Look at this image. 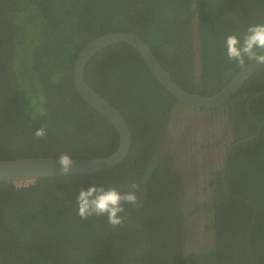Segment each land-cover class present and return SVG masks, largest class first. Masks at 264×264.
Instances as JSON below:
<instances>
[{"label":"trees","instance_id":"1","mask_svg":"<svg viewBox=\"0 0 264 264\" xmlns=\"http://www.w3.org/2000/svg\"><path fill=\"white\" fill-rule=\"evenodd\" d=\"M254 24H264V0H0V158H92L115 150V127L73 84L76 53L92 38L113 30L138 33L178 85L206 96L241 68L227 58L226 37L242 41ZM83 74L124 116L129 151L117 165L91 174L42 177L19 186L0 181V264H264V94L249 104L260 135L237 144L228 157L225 179L234 196L217 184L218 196L205 205L214 213L206 225L214 241L195 253L182 244L186 217L170 156L155 159L167 115L179 101L126 43L98 50ZM262 89L264 68L215 107L228 111L235 140L255 132L244 104ZM40 127L43 138L34 135ZM133 182L140 187V206L125 204L121 225L77 215L81 188L96 184L123 193Z\"/></svg>","mask_w":264,"mask_h":264},{"label":"water","instance_id":"2","mask_svg":"<svg viewBox=\"0 0 264 264\" xmlns=\"http://www.w3.org/2000/svg\"><path fill=\"white\" fill-rule=\"evenodd\" d=\"M195 13V10H193ZM197 17L194 14L192 22V57L196 70L199 65V35ZM112 43H126L131 45L139 54L147 69L158 83L180 103L194 108H212L225 103L237 91L242 83L256 70L264 68V64L248 62L241 67L219 91L211 95H199L190 92L178 85L166 71L146 42L138 33L131 31L113 30L92 38L76 53L72 76L73 84L78 95L92 109L105 117L116 129L118 144L114 151L101 157H72L74 164L67 173H62L56 163L58 156H24L14 158H0V181L12 182L15 185H25L38 178L62 176L72 174H91L108 169L120 163L127 155L131 144L129 126L122 113L107 99L93 90L84 79V67L89 58L98 50ZM264 94V89L252 94L245 102V110L250 120L256 125V132L248 137L241 138L233 145L251 140L261 132L259 121L249 111V103L256 97ZM224 189L229 196L232 193L223 182ZM201 230V226L198 227Z\"/></svg>","mask_w":264,"mask_h":264},{"label":"flooded vegetation","instance_id":"3","mask_svg":"<svg viewBox=\"0 0 264 264\" xmlns=\"http://www.w3.org/2000/svg\"><path fill=\"white\" fill-rule=\"evenodd\" d=\"M193 68L196 75L194 62ZM232 124L223 108H194L180 102L167 115L155 159L165 152L169 154L170 175H178L179 196L186 217L182 239L186 251L198 253L214 241L213 232L206 230L214 213L207 211L205 205H211L214 196H218L217 184H221L224 192L223 182L228 188L226 165L232 149L239 144L233 145L237 140Z\"/></svg>","mask_w":264,"mask_h":264},{"label":"clouds","instance_id":"4","mask_svg":"<svg viewBox=\"0 0 264 264\" xmlns=\"http://www.w3.org/2000/svg\"><path fill=\"white\" fill-rule=\"evenodd\" d=\"M225 44L228 60L235 61L241 67L245 65L246 60L264 64V24L250 25L242 41L236 35H228ZM34 135L43 138L46 135L45 128L40 127ZM56 163L62 173H67L74 161L69 154L61 153L56 158ZM129 188V191L123 193L115 188L105 189L96 184H91L86 190L81 188L76 197L77 215L81 220L104 216L112 226L121 225L127 218L126 215H120L125 213L124 205L140 206L136 195L137 191H140L139 185L133 182Z\"/></svg>","mask_w":264,"mask_h":264}]
</instances>
